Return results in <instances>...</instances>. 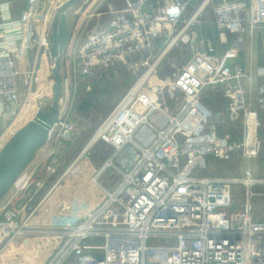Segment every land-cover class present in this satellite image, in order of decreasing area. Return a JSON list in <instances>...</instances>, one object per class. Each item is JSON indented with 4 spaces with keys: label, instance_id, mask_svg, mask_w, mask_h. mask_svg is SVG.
Returning <instances> with one entry per match:
<instances>
[{
    "label": "built area",
    "instance_id": "built-area-1",
    "mask_svg": "<svg viewBox=\"0 0 264 264\" xmlns=\"http://www.w3.org/2000/svg\"><path fill=\"white\" fill-rule=\"evenodd\" d=\"M66 1L0 0V116L12 120L0 139L9 133L4 144L17 131L14 125L24 107L21 76L29 87L39 81L35 70L23 72L18 67L16 53L28 47L50 54L52 24ZM193 2L125 0V6L114 12L118 21L92 35L85 47L77 75L89 90L95 77L121 63L138 72L136 84L157 71L174 47L191 43L195 30L199 35L195 56L169 85L178 92L172 104L136 98L138 91L126 101L134 84L99 124L96 140H104L116 152L97 164L87 179L88 204L78 220L73 219L75 200L68 191L50 210L48 227L59 248L48 264H264V222L254 221L250 210L251 188L264 179L252 178L250 170L247 179H239L187 174L183 169L184 162L231 160L264 141L258 132L264 79L258 83L253 108L251 75L241 61L221 55L208 35L213 23L220 42L227 43L233 35L234 53L244 54L247 34L261 30L264 41V0H203L196 8ZM209 4L214 19L204 17ZM16 6L24 9L23 17H15ZM259 74L264 75V70ZM40 77L52 92L54 77H44L43 70ZM158 88L163 90L164 85ZM219 90L230 111L244 117L243 140L219 134L207 106L208 94ZM143 127L152 136L138 142L135 137ZM76 135L77 124L61 114L49 140L74 141ZM128 146L137 153L129 166L120 168L115 157ZM240 181L247 186V198L233 208V186ZM33 184L35 192H28ZM58 185L59 180L31 205L45 179L31 180L27 175L0 205V254L31 230L32 219ZM23 197L16 209L15 201Z\"/></svg>",
    "mask_w": 264,
    "mask_h": 264
},
{
    "label": "crops",
    "instance_id": "crops-1",
    "mask_svg": "<svg viewBox=\"0 0 264 264\" xmlns=\"http://www.w3.org/2000/svg\"><path fill=\"white\" fill-rule=\"evenodd\" d=\"M86 1L87 0H82L81 2L85 3ZM101 1L103 2L102 5L96 6L93 9H85L76 3L67 11L71 35L64 49L61 69V73L65 78L62 100L63 107L61 109V114H66V116H69L70 113L71 116L72 113H92V115H94V112L98 109L100 114H97L94 117H98L103 120L110 114L117 103L125 95H127L130 85L134 83L137 77L136 74L138 72L135 73V69L131 65L121 63L118 67H111L107 74L104 73L95 77L93 82L89 84V90L86 88V85L81 83L78 79L77 64L81 61L83 53L85 52V47L92 40V35H96L103 30L111 28V25H106L105 22H103V19L107 18L108 15H113L117 9L116 4L113 3L115 0ZM123 2V6H125V0H123ZM146 8L150 11L152 7L147 6ZM86 12L87 17L83 16L86 14ZM14 15L18 18L23 17L25 15V11L22 7L16 6ZM77 16H81L82 19L87 18V20L84 22L77 21ZM260 31L256 32L254 35H246V50L244 54L234 53V50L232 49V42L234 39L233 35H229L227 43L220 42L217 29L215 30V28L209 30L208 35L221 55H231L232 60L241 61L244 67L246 66L245 70L247 67H249L252 73L251 78L253 79V77L255 78V74H257L258 71L264 70V41L261 36L262 32L260 33ZM16 57L18 67L23 72L35 70V76L38 77L39 81H34L32 86L29 87V83H26L25 75L23 74V76H21V102L24 107L19 114V117L16 119L14 131L20 128L19 125L21 123L19 118H21V114L23 113L24 109L29 107V105L33 106L35 111L31 114V117L27 121L22 123V126L34 118L38 107L43 110L49 108L51 101L53 100L52 95L54 92L53 90L51 92L47 88L48 85L45 80H42L40 73L43 70L44 77H54V69H52V67L55 66V60L51 53L45 55L41 51H37L33 48L25 47L16 53ZM252 63L255 68L254 70L252 69L253 67H251ZM45 70H47V72H45ZM158 70L160 69L158 68ZM261 79H264V75H262ZM219 95L226 99L222 90L212 91L208 94L207 99L214 101ZM87 96L92 98V106L87 111H78L80 105ZM108 97L109 99H107ZM106 99L109 101V104L105 107H102L101 105L106 101ZM142 99H144V97ZM34 105L36 106L34 107ZM253 108L256 107L253 106ZM236 115L240 117V121H242V123H240V121H215L221 136H231L232 134L237 137L245 136L244 117L242 113H236ZM261 117V124L258 129L259 135L264 134V121H262L264 119V111H262ZM102 120L94 121V123L100 124ZM213 120H215L214 115ZM2 121H4L3 123L6 125L5 129H7V126L10 125V121L12 120L9 119L8 115H4L0 116V123ZM88 124H90V122ZM76 140L77 138L74 139V141ZM72 142L73 141L66 140L59 142V139L54 140L52 138L45 144L44 147L37 151L35 158L38 157V159L34 158L36 163L28 174L31 180H33L32 178L35 177L39 179H45L44 189L37 194V198L42 197L52 187V183L56 180V177L59 176V160H62L61 158H63V160L65 159L66 154L69 152L72 146V144H70ZM262 143H264V141L260 144ZM83 153L84 152L82 151L80 156L83 155ZM208 160L215 159L206 158L203 161ZM251 174L253 175L252 171ZM257 180L261 179L258 178ZM62 197L63 195L59 197L58 185V187L52 191L48 200L43 204L38 214L32 219L31 230L26 234L16 238L0 254V264H20L21 262L18 263L15 260L19 255V251H23L25 257L24 262L21 264H48L59 248L56 235L53 234V231H51V229L48 227L49 212L51 209L56 207ZM15 205L16 203H14V206ZM11 249H13V251H11Z\"/></svg>",
    "mask_w": 264,
    "mask_h": 264
},
{
    "label": "rangeland",
    "instance_id": "rangeland-1",
    "mask_svg": "<svg viewBox=\"0 0 264 264\" xmlns=\"http://www.w3.org/2000/svg\"><path fill=\"white\" fill-rule=\"evenodd\" d=\"M202 1L203 0H194L192 4L193 8L198 7L202 3ZM92 2L93 0H87L85 3L80 1L77 4L81 5V7L85 9L86 8L93 9L94 7L100 6L103 3L101 0H97L95 5L91 6ZM113 3L116 4V8L118 10L124 7L123 0H121V4H120V0H115ZM206 7H207L205 9L206 15L204 17L205 18L210 17L211 19H214L213 6L209 4ZM83 16L87 17V12ZM118 19H119L118 15L115 16L113 14V15H108L107 18L103 19V22H105L106 25H111L112 27L114 22L118 21ZM76 20L84 22L87 20V18L82 19L81 16L80 17L77 16ZM213 25L214 24L212 23L211 26ZM207 26H209V24H207ZM203 27L205 26L203 25ZM198 39H199V35L196 36V30H195L192 36L191 43L185 45L181 44L170 50V52L166 55V57L159 63V66H157L160 70H158L157 68V71H154L151 74H149L146 80L141 84L136 94V98L137 97L141 99L143 97L144 99L154 98V99H159L161 101H165L168 105L172 104L173 96L177 97L178 92L171 91V89H169V85L171 84V82H173L176 79L178 73L195 56L198 50V45H197ZM251 67H253L252 68L253 70L255 69L253 63ZM246 70L249 75L252 74L249 67H247ZM145 72L146 69H144L143 74ZM259 72L260 71H258L257 74H255V78L253 77V79L252 78L250 79V94H251V103L253 106H256L255 97H256V90L258 83L262 81L261 79L262 75H260ZM137 79L138 78H136V80ZM136 80L132 85H130L129 90L134 86ZM161 85H164L163 90H159L158 88ZM107 99H109V97ZM107 99L101 105L102 107H105L109 104V101H107ZM35 106L36 105H34V107ZM207 106L211 109L212 114L215 116L214 121H238V122L240 121V117L236 115V113L230 111L228 102L226 101L225 98L221 97V95H219L218 98L215 99L214 101H212L211 99L208 100ZM34 111L35 108H33V106L29 105V107H26L23 113L21 114V118H19L20 123L27 121L31 117V114ZM97 114L98 115L100 114V111H98V109L94 112V115H92V113H82V114L72 113V116L71 113L69 114L68 116L69 119H71L77 124V135H76L77 140L70 143L72 144V146L69 152L66 154L64 160L63 158L59 157L62 159L59 160V176L56 177V180L52 183V185H54L56 181L59 180V197L65 194L67 191L70 192L71 195L73 196L75 200V208L72 215H73V219L75 220H78L80 218L83 210L86 208L88 204V199L86 197L87 190L84 188L87 179L90 177L97 164H100L105 159L113 156L116 152L114 147H112L109 143L105 142L102 139L94 140L93 142H91L99 126V124L94 123V121L102 120L98 117H94ZM262 121H264V119ZM3 122L4 121L0 123V139L3 136V132L6 127V125ZM89 122L90 124H88ZM240 123H242V121H240ZM8 135L6 134L3 137V140ZM9 136L6 137L5 140H7ZM151 136H152V131L149 128L143 127L141 131L136 135L135 139L138 142H144L147 141ZM260 137L261 139H264V134L260 135ZM231 139L243 140L244 137L243 136L237 137L232 134ZM3 140H0V149L3 147L4 144ZM82 151L84 153L83 155L80 156V153ZM136 153L137 150L135 147L128 146L117 154L114 161L118 167L126 168L133 162ZM35 159H38V157ZM35 159L23 171V173L20 175V177L18 178L12 189L0 200V205H2L6 201V199H8L11 196L12 192L16 189V187L27 177L29 171L36 163ZM183 169L187 174L200 173L212 177L221 176V177L239 178V179H247L249 177L247 172L251 170L253 173L252 178L264 179V143L249 146L247 148V151L243 155L232 158L231 160L228 161L199 160L196 162H184ZM107 178L108 179L110 178V174L107 175ZM32 179L39 180V178L37 177ZM251 189L254 192V196L251 201V209H250L252 218L254 221L264 222V183L256 184ZM35 190L36 187L33 184L29 188L28 192L34 193ZM42 190H40L39 193ZM246 195H247V186L244 184V182L240 181L239 183H236L233 186V190H232L233 208L235 206L237 207L239 205H242L247 198ZM25 197L15 201L16 209H18L19 206L23 203V201L26 199ZM37 197L33 202H31V205H34L39 202L38 199H40L41 197L40 198ZM40 210L41 207L39 211ZM11 251H13V249H11ZM24 259H25L24 252L19 251V255L15 260L18 263L20 262L22 263L24 262Z\"/></svg>",
    "mask_w": 264,
    "mask_h": 264
},
{
    "label": "water",
    "instance_id": "water-1",
    "mask_svg": "<svg viewBox=\"0 0 264 264\" xmlns=\"http://www.w3.org/2000/svg\"><path fill=\"white\" fill-rule=\"evenodd\" d=\"M82 0H68L58 11L53 24L50 53L55 60L53 100L48 109H39L34 118L20 127L0 150V200L12 189L23 171L49 140L53 125L63 107L65 78L61 73L64 49L71 35L67 11Z\"/></svg>",
    "mask_w": 264,
    "mask_h": 264
},
{
    "label": "trees",
    "instance_id": "trees-1",
    "mask_svg": "<svg viewBox=\"0 0 264 264\" xmlns=\"http://www.w3.org/2000/svg\"><path fill=\"white\" fill-rule=\"evenodd\" d=\"M216 30V27H215V24L213 26H210L208 28V31L209 30H212L214 29ZM91 97L90 96H87L85 98V100L82 102V104L80 105V108L78 109V111H87L91 106H92V101H91Z\"/></svg>",
    "mask_w": 264,
    "mask_h": 264
},
{
    "label": "bare ground",
    "instance_id": "bare-ground-1",
    "mask_svg": "<svg viewBox=\"0 0 264 264\" xmlns=\"http://www.w3.org/2000/svg\"><path fill=\"white\" fill-rule=\"evenodd\" d=\"M146 78H147V75L143 76V77H142V78H141V79L135 84V86L132 88V92L130 93V95H129V97L127 98L126 101H128V99H131V98H133V97L135 96L136 91H138V89L140 88L141 84L146 80ZM95 139H96V136H94V137L92 138L91 142L94 141Z\"/></svg>",
    "mask_w": 264,
    "mask_h": 264
}]
</instances>
